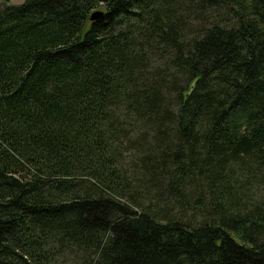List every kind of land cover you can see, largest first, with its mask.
<instances>
[{
	"label": "trees",
	"instance_id": "obj_1",
	"mask_svg": "<svg viewBox=\"0 0 264 264\" xmlns=\"http://www.w3.org/2000/svg\"><path fill=\"white\" fill-rule=\"evenodd\" d=\"M0 264H264V0L0 6Z\"/></svg>",
	"mask_w": 264,
	"mask_h": 264
},
{
	"label": "rangeland",
	"instance_id": "obj_2",
	"mask_svg": "<svg viewBox=\"0 0 264 264\" xmlns=\"http://www.w3.org/2000/svg\"><path fill=\"white\" fill-rule=\"evenodd\" d=\"M24 0H0V6L6 4V3H14V4H18L21 3Z\"/></svg>",
	"mask_w": 264,
	"mask_h": 264
},
{
	"label": "water",
	"instance_id": "obj_3",
	"mask_svg": "<svg viewBox=\"0 0 264 264\" xmlns=\"http://www.w3.org/2000/svg\"><path fill=\"white\" fill-rule=\"evenodd\" d=\"M99 15V12L94 11L92 12V14L90 15V19L96 18Z\"/></svg>",
	"mask_w": 264,
	"mask_h": 264
}]
</instances>
